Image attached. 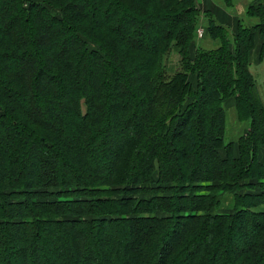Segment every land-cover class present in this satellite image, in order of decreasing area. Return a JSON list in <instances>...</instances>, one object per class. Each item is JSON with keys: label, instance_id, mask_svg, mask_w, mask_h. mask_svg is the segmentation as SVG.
Instances as JSON below:
<instances>
[{"label": "trees", "instance_id": "16d2710c", "mask_svg": "<svg viewBox=\"0 0 264 264\" xmlns=\"http://www.w3.org/2000/svg\"><path fill=\"white\" fill-rule=\"evenodd\" d=\"M247 14L232 34L197 0H0V264H264V10ZM230 98L246 127L225 142Z\"/></svg>", "mask_w": 264, "mask_h": 264}, {"label": "crops", "instance_id": "0c3cea01", "mask_svg": "<svg viewBox=\"0 0 264 264\" xmlns=\"http://www.w3.org/2000/svg\"><path fill=\"white\" fill-rule=\"evenodd\" d=\"M198 8L202 14L209 15L215 23L226 27L230 33H236L239 24L244 27H251L259 24V20L255 17L248 16V9L252 6L261 5L264 10V0H232V5L227 6L224 0H197ZM201 26L198 29L203 30L202 44L206 47L210 41L206 33V21L201 18ZM261 37L258 31L255 32L254 46L249 52V70L253 77H264V58L260 59L261 52ZM197 45L198 41H197ZM234 99L230 98L223 102V107L228 112L230 108L234 107ZM226 105V107H225Z\"/></svg>", "mask_w": 264, "mask_h": 264}, {"label": "rangeland", "instance_id": "374dc122", "mask_svg": "<svg viewBox=\"0 0 264 264\" xmlns=\"http://www.w3.org/2000/svg\"><path fill=\"white\" fill-rule=\"evenodd\" d=\"M51 12H52L53 15H55L57 17H60L59 9L51 10ZM98 16L101 19L103 17V14L98 12ZM128 22L129 21H125L122 26H124V25L127 26V24H129ZM197 30H196V37H197V41H198L199 47L203 48L204 50L215 49V48L218 47V42L212 41V40L207 42L209 44L208 47L204 46L202 44L203 41L199 40V36L197 34ZM69 44H70V40H68L67 42H62V43L59 42L57 45H58V47H66V46H69ZM167 60H168L167 61L168 71L170 73H173L174 71L179 69V64H178L179 57H178V55L176 53L172 52L167 57ZM3 79H4V77H3ZM3 79L0 78V83H1V81H3ZM255 79L258 81L259 85H262L264 83V77H262V78L256 77ZM225 107H226V105H225ZM233 108L234 107L230 108V110H228V112H227V124H226L225 138H224L225 142H229V141L235 140L241 133L244 132V129L246 127L245 124H240V123L237 122L238 120L236 119L235 111H234ZM54 113H56V112L54 111ZM41 117H42L43 120L49 121V122H51V120L53 119V116L50 115L48 112L45 113V115L42 114ZM4 130H5V128L4 129L1 128L0 133H2V131H4ZM107 139H108V141L110 140V141H113V142H115V141L117 142V140L113 136V132L112 133L110 132V135H109V137ZM108 141H106L108 145L114 144L112 146L115 147L116 143H109ZM113 147H111V148L113 149ZM22 156H23L22 157L23 160L20 162L19 167L20 168H26V169L28 168V172H30V173H35L36 174V173H38V171L44 170L46 168V165L48 166V162H46V161L43 162V158L45 159L47 157V154L43 153V151H40L38 149H35V150L32 149V151L31 150L30 151L29 150L28 151L24 150ZM98 165H99V163H98ZM142 197L148 198L146 195H142ZM224 201H225V203L230 202V197H228V195L224 196ZM159 216H161V215H159ZM251 235H252L251 231L248 230V232L246 233V237L245 238H243V239L236 238L235 239V244H240L241 245L242 241L248 242V240H250V238H252ZM40 252L42 254L44 252L43 249L40 250V251H37L38 255H39Z\"/></svg>", "mask_w": 264, "mask_h": 264}, {"label": "built area", "instance_id": "2783aa9c", "mask_svg": "<svg viewBox=\"0 0 264 264\" xmlns=\"http://www.w3.org/2000/svg\"><path fill=\"white\" fill-rule=\"evenodd\" d=\"M197 34H198L199 38H201L203 36V30L202 29H198L197 30Z\"/></svg>", "mask_w": 264, "mask_h": 264}]
</instances>
